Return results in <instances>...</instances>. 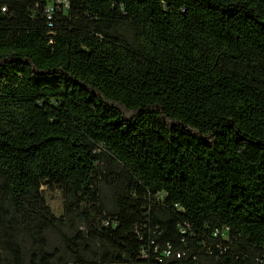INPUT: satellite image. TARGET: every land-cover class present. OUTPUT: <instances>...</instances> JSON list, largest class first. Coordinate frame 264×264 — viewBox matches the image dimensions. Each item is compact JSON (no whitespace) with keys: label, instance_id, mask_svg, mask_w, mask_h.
Listing matches in <instances>:
<instances>
[{"label":"trees","instance_id":"16d2710c","mask_svg":"<svg viewBox=\"0 0 264 264\" xmlns=\"http://www.w3.org/2000/svg\"><path fill=\"white\" fill-rule=\"evenodd\" d=\"M49 4L0 0V264H264V0Z\"/></svg>","mask_w":264,"mask_h":264},{"label":"built area","instance_id":"2783aa9c","mask_svg":"<svg viewBox=\"0 0 264 264\" xmlns=\"http://www.w3.org/2000/svg\"><path fill=\"white\" fill-rule=\"evenodd\" d=\"M63 8H69V0H55V4H49L45 7L44 11L48 17L49 20H52L56 10H62ZM3 12H6V9L3 8L2 9ZM50 27L53 26L52 23L49 24ZM218 231L215 233V236H217ZM157 252V250H156ZM166 256L169 257L171 255L170 251L165 252ZM181 256V254H177V257L179 258ZM150 258L149 254L144 250L141 253L140 259H141V263L140 264H146V261H148Z\"/></svg>","mask_w":264,"mask_h":264},{"label":"rangeland","instance_id":"374dc122","mask_svg":"<svg viewBox=\"0 0 264 264\" xmlns=\"http://www.w3.org/2000/svg\"><path fill=\"white\" fill-rule=\"evenodd\" d=\"M42 189L44 190V197L52 213L57 217H61L64 213L63 193L58 190H48L46 187H42Z\"/></svg>","mask_w":264,"mask_h":264}]
</instances>
